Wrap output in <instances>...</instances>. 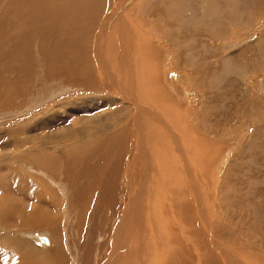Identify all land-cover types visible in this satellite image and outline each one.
<instances>
[{
    "label": "rangeland",
    "instance_id": "1",
    "mask_svg": "<svg viewBox=\"0 0 264 264\" xmlns=\"http://www.w3.org/2000/svg\"><path fill=\"white\" fill-rule=\"evenodd\" d=\"M168 1L171 3H168ZM43 2H54L60 7L63 6L64 9L66 6L67 8L66 11L60 9H51V11L48 10V6L47 8L43 6ZM102 2V0H91V3L95 4H92V7L86 4L82 9L79 8L82 3L81 0H58V2L57 0H44L37 5L35 0H0V167L2 168L0 169V191L3 192L0 197V210L6 207V202L9 203V199L10 201L18 200L17 198L20 200L16 192V195L14 194L13 188L16 189L17 186L20 189L23 188L14 175L8 173L13 166H19L16 162L9 160L10 156L21 152L23 149L38 147L33 146L34 143L37 145L40 142L38 138L41 135H49L51 148L62 149L67 151L66 155L69 154L68 158H61L55 153H52L53 157L49 156L48 165L53 177V188H57L55 186L57 181L54 178L56 174L59 175L60 173L61 176L57 175L58 179H63L62 167L65 162L71 164L73 167L71 169L75 171V180H73L75 181V184H73L75 192L70 183V188L65 194V204H70L71 207L70 214H68L70 221L67 223L62 216L64 221L60 220L61 226L58 225L57 227L55 225V230L58 229L57 233H60H58L59 235L54 233V237L61 244L57 245V254H52L51 264H93V261H90L93 259L87 258V254L77 247L79 239L75 231L79 228L80 212H85L86 222L82 227L84 234L82 242H84V245L79 246L83 247L84 250L90 248L92 256L101 255L106 249L105 242H107L109 228L116 227L114 209L111 207L110 203L112 202L108 197H114V204H112L116 206L120 195L116 191V186L112 185V181L108 178L114 176V172L120 173L114 168V164H117L114 156L118 154L119 149L123 146L122 142L125 146L129 141H125L123 133L121 137L109 133L106 135L89 134L98 127L95 122H89L84 125L82 133L88 135L90 142L86 140L78 146H74L75 148L70 145L74 141H81L79 137H74V131L80 127V124L74 123L77 119L90 116H94V118L101 117L115 107L111 103L106 105L107 107L100 103L101 99L98 98H104V92L100 90L99 93L90 92L92 87L95 86L100 89V84L103 83V79L97 73H104L105 71L102 68V71L96 72L95 65V60H98L100 54H102L106 62L110 63L109 66H106L108 78L103 75L108 83L109 81L110 84L111 82L115 83L116 81L113 79L115 77H117L116 79L119 78L125 84L123 88L126 90L125 92L128 91L130 82L132 85H136L137 88L132 86V97L129 96L130 102L140 104V101L143 100L144 102H141V105L147 110L146 117L149 124L158 122L159 126L155 129L151 126L147 128L142 122L138 124L140 132L138 136L143 139L140 143L148 148L147 155L151 157L152 163L157 164L150 173L148 172L149 180L144 185L149 186L150 194L155 193L159 199H164L167 206L171 199L173 207L169 208L174 213L171 218L177 222L176 227L178 229V232H174L169 228V226L175 225L174 220L168 221L165 219L163 221L159 217V214L164 215L161 207L156 212L155 216L157 217L151 215V213L149 214L147 219L148 230H146L147 233L143 236V239L141 236L137 239H131L135 232L138 233V231L129 232L135 229L134 225L130 224L128 229L125 228L122 233V236H124L127 232L124 239L125 243L138 244L141 247L142 243L145 244V255L142 253L141 257L143 256L146 261H149V264H217L215 263L216 255L211 253V248L202 237L205 230L199 224L198 218L196 217L197 219L195 218L193 221L187 218V213H190L192 218L194 217V210H191L185 201H178V199L183 198H178L181 193L184 196L188 195V189L182 185V182L184 180V184L190 182L191 177V182H197L198 187L200 186V193L203 192L202 195L209 198L207 203H212L208 215L210 214L212 218L215 216L213 219L216 221V238H214L215 241L219 239L216 241L218 244L213 249H218L221 254L223 253L222 255L227 254L230 257H233L232 253L234 252V256L235 254L239 256V253L249 255L250 252L249 256L252 258L253 255L251 254L254 253L257 254L254 257V260L257 261H255L256 264H264V0H183V4H180L181 0H144V2L134 3L130 1L132 7L129 8L131 11L128 10L129 14L126 13L127 15L124 16L129 17L121 18V22L127 21L129 27L133 28L129 33V35H134L132 48L123 54V49H117L112 38L108 40L109 45L106 44L108 48L103 45L105 46L104 53L101 51L98 55L97 53L93 54L95 52L94 48H90V46L92 45V35L95 36L98 33L99 24L102 23V18H99L98 12L94 13L95 9L105 8ZM171 5L173 8H171ZM174 5H177V9ZM110 6H112L111 3ZM135 7L137 8L135 9ZM105 9L110 11L108 8ZM174 9L177 12L180 9V11L183 10L186 13L181 14L179 11L177 14ZM213 10L215 14L211 15L214 12ZM142 11L144 16L140 14ZM160 11L161 13L158 14ZM211 11L213 12L210 14ZM163 14H166L164 18ZM179 14L182 15V18L184 16L186 21L180 18L181 15L176 16L180 23L178 21L174 26L175 22L172 20H176L174 16ZM167 15H172L174 19L169 18L171 22L166 20ZM10 16L14 22L10 19ZM186 16L191 17V20L187 19ZM136 18L137 20L140 19L141 24L139 21V24L136 22ZM208 19L209 21L206 22ZM144 20L146 23L142 22ZM234 20H238L237 23L236 21L234 23ZM165 22H168V24H165ZM137 24L138 26H136ZM94 26L98 31L94 30ZM134 26L136 27L134 28ZM137 27L142 31H139ZM196 27L200 29L197 28L198 30H196ZM146 28L151 30L149 29L150 31L148 30L145 33ZM182 28L186 30L184 29V31ZM134 29L136 30L134 31ZM143 31L144 37L142 36ZM164 31L165 33H163ZM173 31L175 34L171 35ZM136 34L138 35L135 36ZM182 34L186 37L178 38ZM150 37L152 38L150 39ZM144 39H148L149 43L147 41L146 43ZM150 40H153V43ZM137 41L140 42L138 43L139 48H137ZM200 44L201 46H199ZM102 48L100 47L101 50ZM121 55L122 57H120ZM66 61L67 63H65ZM139 61H141L140 64H138ZM89 87L90 90L88 91ZM121 92L115 94L117 100H123L121 96L123 93ZM133 93L139 98L133 96ZM84 100L87 103L85 110L76 102H84ZM124 102L128 106L131 105L129 100H127V103L126 100ZM121 115L115 116L120 118ZM166 124L169 131L164 129L167 128ZM67 130H70L73 136L69 135ZM155 130H157V135H154ZM145 131L146 134H144ZM163 132H169L171 136H166L165 133L162 135ZM30 136L31 138H28ZM175 136H179L182 146L176 147L172 143L176 141ZM131 137L133 138L132 134ZM202 137L204 140L201 139ZM202 140L209 143H204ZM25 142H29V144ZM69 146L72 148L70 151H68L71 149ZM52 151L54 152V150ZM70 154H72V157ZM189 154L191 159L195 158L194 161L190 159ZM42 157V153H34V159L38 161L34 166L43 165L40 162H44L45 158ZM15 159L18 158L15 157ZM168 160L170 163L167 166ZM20 161L22 164L27 162L24 159H20ZM185 164H189V166ZM190 164L192 166L195 164L194 169ZM28 165L32 166V163ZM83 165L88 168L84 170ZM96 165H100V171L109 167L108 173L104 175L105 177L101 174L93 175ZM7 167L8 169H6ZM58 167L59 169H57ZM168 167H172L176 171L169 175L164 173V170H168ZM67 168L70 171V166ZM181 173L184 175L182 176ZM155 174L161 177L156 178ZM78 177H81V179ZM187 177L188 180H186ZM46 181L44 179L42 181L37 180V184L46 187L44 190L49 196L58 197L61 200L58 191L53 190L52 186ZM78 184L79 187H77ZM140 184L143 183L133 185L130 190L131 196L139 194L131 191L140 188ZM194 187L196 189L195 185ZM97 188L100 189L97 190ZM142 191L144 195V190L141 189V193ZM57 202L59 201L57 200ZM36 203H40V201ZM182 203L184 204L182 205ZM22 205L25 207V209L23 208L25 213L22 216L19 215V232L25 240L24 232L28 206L24 203H21ZM36 205V208L40 206L38 209H42V203L39 206ZM51 206L49 209L53 213L61 214L52 203ZM182 206H186V208L184 207L186 210ZM95 208L96 210L93 212L92 209ZM13 215L15 217L17 213H13ZM154 217L156 222L153 221ZM107 219L106 226L103 221L106 223ZM151 219L153 220L151 221ZM167 222L172 223L168 226ZM217 230L223 232L220 231V233ZM37 231L39 229L34 232ZM86 231L89 234L88 236ZM68 232L73 233L74 236L70 238L67 235ZM97 236L100 237L97 238ZM237 242L239 245H237ZM30 243L32 246L37 247L35 257L39 259L40 254H44L40 250L42 247L40 244H47L41 243L36 238H31ZM204 243H206V246ZM240 245L243 248L245 247L243 251L239 249ZM2 247L5 248L2 244L0 252ZM73 247H77L79 253H74L75 248ZM12 249V247L4 249L6 251L4 253L8 256H4L5 261L8 260V252H11ZM125 249L127 250V248ZM110 250L111 247L109 253L106 254L107 259L110 256ZM195 251L199 253V256L195 254ZM61 252L64 256L60 255ZM123 252L125 255L121 256L122 261L120 263L125 261L127 263L125 257L128 255L125 251ZM208 252L211 253V256ZM154 254L155 258L153 257ZM257 256L261 258L260 263L258 262L260 258L257 259ZM195 257L197 260H195ZM102 260L95 263L99 264ZM0 264L2 263L0 262Z\"/></svg>",
    "mask_w": 264,
    "mask_h": 264
},
{
    "label": "bare ground",
    "instance_id": "2",
    "mask_svg": "<svg viewBox=\"0 0 264 264\" xmlns=\"http://www.w3.org/2000/svg\"><path fill=\"white\" fill-rule=\"evenodd\" d=\"M41 1H44V0H35V4L37 5L39 2H41ZM60 1V0H59ZM82 1V3H81V5L79 6V8H82V9H84L83 8V6H85L86 4L88 5H90L91 7H92V4H95V3H91V0H81ZM103 2V6L105 7V8H108L110 11H108L107 9H105V8H102V7H100L99 9H95V12L94 13H97L98 15H99V18H102L101 20H102V23L101 24H99V31L97 30V28H95V26H94V30H97L98 31V33H96L95 34V36L94 35H92V45H93V47H92V45L90 46V48H94L93 50L95 51V52H93V54L94 53H97L98 55L100 54V52L101 51H103V53H104V51H105V46H103V45H106V44H108V40H110V39H112L113 38V42H115L116 43V46H117V49H123L122 50V52H123V54H125L126 52H128V50L129 49H131L132 48V46H133V38H134V35H132V34H130L129 35V33H130V30H133V28L131 29L130 27H129V25H128V23L129 22H127V21H125V22H121V18H128L127 16L126 17H124L125 15H127L126 13H128L129 11H131V9L129 8V7H132V5L130 4V1H131V3L133 2H141V1H143L144 2V0H102ZM171 1V0H170ZM188 1V0H187ZM57 2H58V0H57ZM142 2V3H143ZM183 2V0H181V3L180 4H183L182 3ZM110 3L112 4V6H110L109 7V5H110ZM168 3H171V2H169L168 1ZM189 3V2H188ZM232 3V2H231ZM43 4V6L44 7H46L47 8V6L49 7L48 8V10H51V9H56V10H63V11H66L65 9L67 8V6H66V8L64 9L63 8V6L62 7H60L57 3H54V2H51V3H45V2H43L42 3ZM136 4V3H135ZM134 4V5H135ZM186 4H187V2H186ZM36 5H34V6H36ZM61 5V4H60ZM64 5V4H63ZM134 5H133V7H134ZM140 5V4H139ZM167 5V4H166ZM228 5H230V4H228ZM238 5V4H237ZM28 6V5H27ZM33 6V5H32ZM137 6H138V4H137ZM174 6H176V9H177V5H174ZM2 7V6H1ZM213 7H215L214 5H213ZM213 7H211V8H213ZM223 7V6H222ZM137 7H135V9H136ZM165 8V7H164ZM171 8H173V6L171 5ZM191 8V7H190ZM194 8V7H193ZM218 8V7H217ZM26 9V8H25ZM105 9V10H104ZM134 9V10H135ZM166 9V8H165ZM176 9H174L175 11H176ZM214 9V8H213ZM219 9V8H218ZM104 10V13L102 12ZM129 10V11H128ZM210 10V9H209ZM215 10V9H214ZM213 10V11H214ZM34 11V10H33ZM52 11V10H51ZM159 11V10H158ZM180 11V9H178V12ZM182 11V12H181ZM180 11V13L181 14H183V13H186V11L185 12H183V10H181ZM213 11H211L210 12V14L213 12ZM219 11H220V9H219ZM30 12V11H29ZM54 12V11H53ZM56 12V11H55ZM58 12V11H57ZM115 14H114V13ZM147 12V11H146ZM172 13H173V11H171ZM177 12V11H176ZM178 12H177V14H178ZM226 12V11H225ZM234 12V11H233ZM60 13V12H59ZM68 13V12H67ZM113 13V14H112ZM131 13V12H130ZM132 13H134V12H132ZM142 13H144L143 11L140 13V14H142ZM159 13H161V11L160 12H158V14ZM236 13V12H235ZM235 13H234V15H235ZM48 14V13H47ZM129 14V13H128ZM135 14H137V13H135ZM167 14H168V12H167ZM171 14V13H170ZM169 14V15H170ZM181 14H179V15H175L174 16V18H176V20H177V17L178 16H180ZM188 14H191V13H188ZM213 14H215V11L211 14V15H213ZM227 14V13H226ZM232 14V13H231ZM57 15V14H56ZM143 16H144V14H142ZM166 14H163L162 16H163V18H164V16H165ZM172 15H174V13L172 14ZM171 15V16H172ZM186 15V14H185ZM135 16H137V15H135ZM159 16V15H158ZM161 16V15H160ZM171 16H168L167 15V18H166V20H171L172 18H173V16L171 17ZM177 16V17H176ZM199 16V15H198ZM138 17V16H137ZM140 17H141V15H140ZM187 17V16H186ZM195 17H196V15H195ZM15 18V17H14ZM48 18H49V16H48ZM69 18V17H68ZM134 15H133V20H134ZM146 18V17H145ZM144 18V19H145ZM150 18V17H149ZM159 18V17H158ZM169 18H171V19H169ZM173 18V19H174ZM180 18H182V15L180 16ZM179 18V19H180ZM191 17H187V19H190ZM200 18H202V17H200ZM223 18V17H222ZM244 18V17H243ZM10 19H12L13 20V18L10 16ZM16 19V18H15ZM31 19V18H30ZM35 19V18H34ZM183 20H185L186 21V19H184V16H183V18H182ZM194 19V18H193ZM203 19V18H202ZM201 19V20H202ZM206 19V18H205ZM228 19V18H227ZM245 19V18H244ZM48 20V19H47ZM101 20H99V21H101ZM126 20H128V19H126ZM136 20H137V18H136ZM141 20H142V18H141ZM161 20V19H160ZM163 20V19H162ZM175 20V19H174ZM172 20L173 22H175V25L174 26H176V24H177V22L179 21V20ZM182 20V22H184ZM191 20V19H190ZM200 20V19H199ZM226 20V19H225ZM233 20V19H232ZM11 21V20H10ZM76 21V20H75ZM86 21V20H85ZM131 21V20H130ZM138 21H139V23H140V19L139 20H137L136 22L138 23ZM193 21V20H192ZM209 21V19L208 20H206V22H208ZM231 21V20H230ZM235 21L236 20H234V23H235ZM238 21V20H237ZM237 21H236V23H237ZM13 22H14V20H13ZM142 22H145V20L144 21H142ZM156 22H158V21H156ZM171 22V21H170ZM35 23H37L36 21H35ZM41 23V22H40ZM131 23V22H130ZM138 23V24H139ZM146 23V22H145ZM164 23V22H163ZM178 23H180V21L178 22ZM198 23V22H197ZM216 23V22H215ZM31 24V23H30ZM134 24H136V23H134ZM133 24V25H134ZM138 24L136 25V26H138ZM141 24V23H140ZM165 24H168V22L166 23L165 22ZM172 24H174V23H172ZM184 24H188V23H184ZM202 24V23H201ZM200 24V25H201ZM221 24V23H220ZM226 24H227V22H226ZM240 24V23H239ZM33 25V24H32ZM35 25V24H34ZM38 25V24H37ZM147 25V24H146ZM145 25V26H146ZM160 25V24H159ZM158 25V26H159ZM180 25V24H179ZM182 26H184L183 24H181ZM189 25V24H188ZM136 26H134V28L136 27ZM169 26V25H168ZM167 26V27H168ZM173 26V25H172ZM181 26V27H182ZM199 26V25H198ZM140 27V26H139ZM163 27H165V26H163ZM167 27H165V28H167ZM178 27H180V26H178ZM185 27V26H184ZM190 27H192L191 25H190ZM221 27V26H220ZM148 28V27H147ZM146 28V32L145 33H147L148 32V30L150 29H147ZM169 28H171V27H169ZM177 28V27H176ZM195 28V26L193 27V29ZM197 28H199V27H196V30H198ZM215 28V27H214ZM224 28V27H223ZM137 29L139 30V31H142V30H140L138 27H137ZM145 29V28H144ZM162 29V28H161ZM164 29V28H163ZM183 29V28H182ZM185 29V28H184ZM183 29V30H184ZM186 29H188V27H186ZM185 29V30H186ZM200 29V28H199ZM209 29H211V28H209ZM136 29H134V31H135ZM151 30V29H150ZM149 30V31H150ZM154 30H156V29H154ZM178 30V29H177ZM184 30V31H185ZM18 31V30H17ZM71 31V30H70ZM138 31V32H139ZM145 31V30H144ZM144 31L142 32V36L144 35ZM157 31V30H156ZM166 31H167V29H166ZM180 31V30H179ZM183 31V32H184ZM189 32H190V30H188ZM204 31V30H203ZM215 31V30H214ZM252 31V30H251ZM5 32V31H4ZM16 32V31H15ZM193 32V31H192ZM206 32V31H205ZM243 32V31H242ZM245 32V31H244ZM17 33V32H16ZM134 33V32H133ZM152 33H154V32H152ZM162 33V32H161ZM163 33H165V31L163 32ZM167 33H168V31H167ZM201 33H202V31H201ZM204 33V32H203ZM209 33V32H208ZM77 34V33H76ZM141 34V33H140ZM139 34V35H140ZM149 34H151L150 32H149ZM172 34H175L174 33V31H173V33H171V35ZM184 34V33H183ZM183 34H182V36L181 37H178V38H182V37H184L183 36ZM220 34V33H219ZM231 34H233V33H231ZM239 34V33H238ZM249 34V33H248ZM78 35V34H77ZM138 34H136L135 36H137ZM147 35V34H146ZM167 35V34H166ZM165 35V36H166ZM178 35H179V33H178ZM185 35V34H184ZM214 35V34H213ZM227 35V34H226ZM19 36V35H18ZM141 36V35H140ZM141 36V37H142ZM194 36V35H193ZM195 36H196V34H195ZM197 36H198V34H197ZM236 36H237V34H236ZM23 37V36H22ZM72 37H73V35H72ZM71 37V38H72ZM78 37V36H77ZM144 37V36H143ZM156 37V36H155ZM154 37V38H155ZM166 37H168V36H166ZM176 37V38H177ZM186 37V36H185ZM184 37V38H185ZM200 37V36H199ZM219 37V36H218ZM147 38V37H146ZM149 38V37H148ZM152 37H150V39H151ZM159 38V37H158ZM226 38V37H225ZM229 38V37H228ZM235 38V37H234ZM239 38V37H238ZM19 39V38H18ZM156 39V38H155ZM187 39V38H186ZM145 40V39H144ZM148 40V39H147ZM147 40H145V42L147 41ZM181 40V39H180ZM185 40V39H184ZM183 40V41H184ZM235 40V39H234ZM240 40V39H239ZM254 40V39H253ZM141 41H143V40H141ZM151 42L153 41V40H150ZM157 41V40H156ZM159 41V40H158ZM186 41V40H185ZM236 41V40H235ZM148 42V41H147ZM146 42V43H147ZM194 42V41H193ZM114 43V44H115ZM135 43H136V41H135ZM138 43H140L139 41H137V48H139L140 46H139V44ZM149 43V42H148ZM153 43V42H152ZM155 43H157V42H155ZM180 43V42H179ZM183 44V43H182ZM187 44V43H186ZM109 45V44H108ZM141 45V44H140ZM147 45V44H146ZM157 45V44H156ZM189 45V44H188ZM191 45V44H190ZM254 45H256V44H254ZM145 46V45H144ZM143 46V47H144ZM148 46H149V44H148ZM157 46H159V45H157ZM199 46H201V44L199 45ZM198 46V47H199ZM100 47H103L102 48V50L100 49ZM106 47H107V45H106ZM108 48V47H107ZM106 48V49H107ZM160 48V47H159ZM259 48V47H258ZM116 49V48H115ZM155 49H156V47H155ZM92 50V51H93ZM108 50V49H107ZM146 50H147V46H146ZM258 50V49H257ZM157 51V50H156ZM232 51V50H231ZM141 52V51H140ZM144 52V51H143ZM233 52H234V49H233ZM154 53V52H153ZM159 53V52H158ZM160 53H161V50H160ZM137 54V53H136ZM156 54V53H155ZM107 55V54H106ZM109 55V54H108ZM120 55V54H119ZM118 55V56H119ZM145 56V55H144ZM236 56V55H235ZM255 56V55H254ZM84 57V56H83ZM116 57V56H115ZM120 57H122V55L120 56ZM127 57V56H126ZM132 57H133V55H132ZM146 57V56H145ZM161 57V56H160ZM110 58V57H109ZM140 58L142 59V57L140 56ZM95 59V58H94ZM140 59V60H141ZM246 59V58H245ZM118 60H119V57H118ZM144 60V59H143ZM234 61H235V58H234ZM245 61V60H244ZM95 65H96V72L97 71H102V68H103V70L105 71L104 73H101V72H98L97 74L98 75H100L101 76V78L103 79V83H101L100 84V89L99 88H97V86H95V87H92V89L90 90V87H89V89H88V91L90 90V92L91 91H94L95 93H97L99 90L100 91H102V92H104L105 93V97L104 98H98V99H101V101H100V103L101 104H104V106H106V105H108V104H110L111 103V105L113 104L115 107H114V109H112L109 113H107L106 115H104V116H101V117H96V118H94V116H90V117H82V118H80V119H77V121L76 122H74V123H76V124H80V127H78V128H76V132L74 131V137H79L80 139H81V141H74V143H72V144H70V145H72L73 147L74 146H78V144H80V143H82V142H85L86 140L87 141H89L90 142V138L89 137H87L85 134H83L82 133V131H83V129H84V125L86 124V123H89V122H95L97 125H98V127H96L92 132H90L89 134H95V135H102V134H110V135H118L119 137H121V135H122V133H123V135H124V139H125V141H129L128 143H127V145H125L124 146V142H122L123 143V146L119 149V152H118V154H115V159H116V162H117V164H114L115 165V169H117L120 173H117V172H114L115 173V175L113 176H109V178L108 179H110L111 181H112V185H115L116 187V191L117 192H119V200H118V204H116V206L115 205H113L114 204V197H108V199L113 203H110L111 204V207H113V209H114V214H115V216H114V219H115V222H116V227L114 228V227H111V228H109V231H108V234H107V239H106V241L107 242H105L106 243V249L104 250V252L101 254V255H98V256H92L91 255V249L90 248H88V249H86V250H84L83 249V247H80L79 245H84V242H82V239H84V234H83V232H82V227H83V225H84V223L86 222V217H85V212H80V214H79V228H77L78 230L77 231H75V232H77L76 234H77V238L79 239V242L77 243V245H75V246H77L78 248H80V250L82 251V252H85V254H87V258H91V259H93V260H90V261H93V264H96L95 262L96 261H99V260H102V261H100V263L99 264H145L146 262H147V264H149V261H146L145 259H144V257L142 256L141 257V255H142V253H143V255H145V249H146V247H145V244L143 245V243L141 244L142 245V247H145V248H142L141 246H139L138 244H133V245H131V243L129 244H127V243H125V241H124V239H125V237H126V233H125V235L124 236H122V233L124 232V229L126 228V229H128V227H129V225L130 224H132V225H134L135 226V229H133V230H130L129 232H135V231H138V233L137 232H135L134 234H133V236H132V238L131 239H137V238H139V236H141L142 237V239H143V236L147 233V231L146 230H148L147 229V219H148V216H149V214L151 213V215H153V216H155L156 215V212H157V210L158 209H160L161 207L163 208V213H164V215L163 214H159V211H158V214H159V217L164 221L165 219H167L168 221H172V220H174V219H172L171 217H172V214H174L173 212H172V210H170L171 208H169V207H173L172 205V202H171V199H170V201H169V203H168V206L166 205V203H165V200L164 199H159V197H157L156 196V194L154 193V194H150V191H149V186H146V185H144L145 184V182L146 181H148L149 180V178H148V172L150 173V171L152 170V168L154 167V166H156L157 164L154 162V164L152 163V161L150 160L151 159V157H149L148 155H147V150H148V148L146 147V146H144L143 145V143H140V142H142L143 141V139H142V137H139L138 136V133H140L139 132V130H138V124L140 123V122H142V123H144L145 124V126L148 128V127H152V128H156L157 126H159L156 122H153V123H151V124H149V122H148V118L146 117V115H147V110H145L144 108H143V106L141 105L144 101L142 100V101H140V104H134V103H132V101L130 102V97L129 96H131L132 97V90H133V88H132V86L133 87H135V88H137L136 87V85H132V83L130 82V85H129V87H128V91L127 92H125L126 90H124L123 88H124V86H125V84H124V82L122 81H120V79L118 78V79H116L117 77H115V79H113L114 81H116L115 83L114 82H111V84H110V81H109V83H108V80H106V78L104 77V76H106L107 78H108V76H107V74H108V72H106V66H109L110 65V63H108V62H106V60L104 59V57H103V55L102 54H100V56H99V59L98 60H95ZM114 62V61H113ZM140 62L141 61H139V63L138 64H140ZM143 62V61H142ZM242 62V61H241ZM65 63H67V61L65 62ZM84 63V62H83ZM122 63V62H121ZM236 63V62H235ZM238 63H239V61H238ZM237 63V64H238ZM254 63V62H253ZM118 64V63H117ZM145 64V63H144ZM147 64V63H146ZM236 64V65H237ZM246 64H248L247 62H246ZM245 64V65H246ZM119 65V64H118ZM242 65V64H241ZM102 66H104V67H102ZM239 66V65H238ZM247 66V65H246ZM231 67V66H230ZM250 67H252V66H250ZM110 68V67H109ZM137 68H138V66H137ZM152 68V67H151ZM248 68V67H247ZM253 68V67H252ZM90 69V68H89ZM119 70V69H118ZM117 70V71H118ZM128 70V69H127ZM131 70V69H130ZM254 70V69H253ZM133 71V70H132ZM91 72V71H90ZM116 72V71H115ZM122 72H123V70H122ZM231 72V71H230ZM117 73V72H116ZM115 73V74H116ZM104 75V76H103ZM125 75V74H124ZM110 76V75H109ZM112 76V75H111ZM123 76V75H122ZM127 76V75H126ZM125 76V77H126ZM99 78V77H98ZM101 78H100V80H101ZM121 78V77H120ZM132 78V77H131ZM130 78V79H131ZM124 79V78H123ZM130 79H129V81H130ZM223 79V78H222ZM159 80V79H158ZM260 80V79H259ZM127 81V80H126ZM128 81V82H129ZM132 81V80H131ZM133 82V81H132ZM136 82V81H135ZM262 83V82H261ZM129 84V83H128ZM135 90V89H134ZM99 91V92H100ZM120 91H122L121 93H123V94H121V96H122V98H123V100L121 101V100H117L116 98H115V94L116 93H118V94H120ZM98 92V93H99ZM134 92V91H133ZM136 92V91H135ZM144 92V91H143ZM92 93V92H91ZM90 94V93H89ZM88 94V95H89ZM152 94V93H151ZM101 95H103V94H101ZM135 94L133 93V96H134ZM83 96V95H82ZM90 96H93V95H90ZM136 96V95H135ZM155 96V95H154ZM169 96V95H168ZM89 97V96H88ZM117 97V96H116ZM137 97V96H136ZM96 99H97V96L95 97ZM114 98H115V100H114ZM135 98V97H134ZM137 98H139V97H137ZM164 98V97H163ZM169 98H170V96H169ZM172 98V97H171ZM78 100H81V99H78ZM126 100V103H127V100H129V102L131 103V105L130 106H128V105H126V104H124L125 101ZM141 100V99H140ZM167 100V99H166ZM78 104H80V106L81 107H83L84 108V110H85V108H87L86 107V102H85V100H84V102H80V101H76ZM95 102V101H94ZM142 102V103H141ZM137 103V102H136ZM90 106V105H89ZM151 106V105H150ZM158 106V105H157ZM107 107V106H106ZM108 107H110V106H108ZM255 107V106H254ZM135 108H136V110H135ZM76 110V109H75ZM133 110V111H132ZM105 111H106V109H105ZM73 112V111H72ZM104 112V111H103ZM118 114H122L121 116H120V118H117L115 115H118ZM97 115V114H96ZM5 116V115H4ZM9 116V115H8ZM53 116V115H52ZM240 118V117H239ZM48 119V118H47ZM44 120H46V119H44ZM99 123H98V122ZM243 122V121H242ZM20 123H22V122H20ZM101 123V124H100ZM171 123V122H170ZM27 124V123H26ZM235 124H238V123H235ZM257 124V123H256ZM74 125V124H73ZM166 126H167V124H166ZM28 127V126H27ZM257 127V126H256ZM262 127H263V125H262ZM172 128V127H171ZM258 128V127H257ZM68 129V128H67ZM87 129V128H86ZM133 129V130H132ZM135 129H136V131H138V132H136L135 131ZM165 130H168L169 131V128H168V126H167V128H164ZM256 129V128H255ZM254 129V130H255ZM259 129V128H258ZM141 130H142V128H141ZM144 130V129H143ZM153 130V129H152ZM161 130V129H160ZM159 130V131H160ZM68 131V133H69V135H72L73 136V134L71 133V131L70 130H67ZM156 132H154V135H157V130H155ZM65 132V131H64ZM88 132V131H87ZM171 132H172V130H171ZM48 133H50V132H48ZM153 133V132H152ZM156 133V134H155ZM165 133V134H164ZM189 133V132H188ZM131 134H132V136H133V138L131 137ZM144 134H146V131L144 132ZM149 134V133H148ZM166 135V136H171L170 134H169V132H163L162 133V135ZM154 135H153V137H154ZM201 135V134H200ZM206 136V135H205ZM14 137V136H13ZM17 137V136H16ZM59 137H61V136H59ZM198 137H200V136H198ZM28 138H31V136L30 137H28ZM38 138V137H37ZM110 138V137H109ZM144 138V137H143ZM145 138H146V136H145ZM209 138V137H208ZM211 138V137H210ZM39 141L40 142H38V144L36 145L35 143L33 144V146L35 145V146H38V147H32L31 149H27V150H25V149H23L21 152H19V153H15V154H12L11 156H10V159L9 160H11V161H13V162H16L19 166H11L12 168H11V171L10 172H8V173H12L13 175H14V177H15V179L23 186V188L22 189H20L17 185H15V186H17V188L16 189H14L13 188V191H14V194H15V192H16V194L20 197V200H19V198H17L18 200H13V201H10V199H9V203H7L6 201V207H4V208H1V210H0V246L3 244L4 246H5V248L6 247H12L13 249L11 250V252L9 251L8 252V254H9V258H8V260L7 261H5L6 259H4V256H7V254H5L4 253V247H2V251L0 252V262L2 263V264H45V263H47V264H51V259H52V254L53 253H55V254H57V250H58V244H61L60 243V241L59 240H57L56 239V237H54V233H57V230H55V225H57V227H58V225H60L61 226V222H60V220L63 222L64 220H66L67 221V223H68V221H70V218L68 217V214H70L69 212L71 211V207H70V204H65V200H66V197H65V194H66V192L68 191V189L70 188V183H71V186L73 187V191L75 192V189H74V185L73 184H75V181H73V180H75V171L74 170H72L71 168H73L72 166H71V164H66V162H65V164L63 165V170H62V175L63 176H65V177H63L62 176V178L63 179H58V176H61V174L59 173V175L58 174H56L55 176H54V178L56 179V185L55 186H57V188H53V186H52V180H53V177H52V173H51V170H50V167H49V163H48V161H49V156H51V157H53L52 156V153H55V154H57L59 157H61V158H64V157H67L68 158V155L69 154H67L66 155V152L67 151H63L62 149L60 150H57L54 146H52V147H54V148H51L50 147V145H49V140L51 139L50 138V136L49 135H41L39 138ZM99 139V138H98ZM114 139V138H113ZM154 139V138H153ZM175 139H176V141L175 142H172V143H174L175 145H176V147H180V146H182V141H181V139L179 138V136L178 137H176L175 136ZM201 139H203L204 140V138L202 137ZM20 140H23V139H20ZM19 140V141H20ZM33 140V139H32ZM37 140V139H36ZM93 140V139H92ZM96 140V139H95ZM100 140H102V138H100ZM110 140V139H109ZM202 140V141H203ZM206 140V139H205ZM214 140V139H213ZM213 140H211V141H213ZM234 140V139H233ZM18 141V140H17ZM59 141V140H58ZM71 141V140H70ZM208 141H209V139H208ZM208 141H206V142H208ZM236 141H238L237 139H236ZM99 142V141H98ZM117 142V141H116ZM204 143H206L205 141H203ZM213 142H215V141H213ZM212 142V143H213ZM246 142V141H245ZM21 143V142H20ZM25 143H28L29 144V142H25ZM24 143V144H25ZM88 143V142H87ZM209 143V142H208ZM208 143H207V146H208ZM216 143V142H215ZM22 144V143H21ZM84 144H86V143H84ZM83 144V145H84ZM145 144V143H144ZM146 144H147V142H146ZM184 144V143H183ZM143 145V146H142ZM175 145H173V146H175ZM26 146V145H25ZM116 146V145H115ZM148 146H149V144H148ZM211 146V145H210ZM18 147V146H17ZM31 147V146H30ZM70 147V146H69ZM68 147V148H69ZM117 147V146H116ZM209 147V146H208ZM237 147H239L238 145H237ZM10 148V147H9ZM24 148H26V147H24ZM67 148V149H68ZM71 148V147H70ZM75 148V147H74ZM113 148V147H112ZM244 148V147H243ZM211 149V148H210ZM52 150H54V152L52 151ZM70 150H72V148L71 149H69L68 151H70ZM75 151V150H74ZM83 151V150H82ZM229 151V150H228ZM12 152V151H11ZM37 152H40V154L42 153V155H43V157L45 158V160H44V162H40L41 164H43V165H35L34 166V164H37L36 162H38L36 159H34V153H37ZM84 152H85V150H84ZM5 153H7V152H5ZM70 153V152H69ZM73 154V153H72ZM72 154H70V156L72 157ZM57 156V157H58ZM69 156V157H70ZM189 156H190V154H189ZM15 157H17L18 159H15ZM42 157V158H43ZM76 158V157H75ZM107 158H108V156H107ZM146 158V159H145ZM4 159V158H3ZM20 159H24V160H27V162H24L23 164H22V162L20 161ZM79 159V158H78ZM190 159H191V156H190ZM6 160H7V158H6ZM192 161H194L195 160V158H193V159H191ZM231 160V159H230ZM5 161V160H4ZM77 161V160H76ZM51 162V161H50ZM73 162V161H72ZM10 163V162H9ZM29 163H32V166L31 165H28ZM169 163H170V161L168 160V162H167V166L169 165ZM6 164V163H5ZM53 164V163H52ZM259 164V163H258ZM10 165V164H9ZM13 165V164H12ZM82 165V164H81ZM185 165H187V166H189V164H185ZM191 165V164H190ZM195 164H193V166H194ZM215 165V164H214ZM8 166V165H7ZM34 166V167H33ZM48 166V167H47ZM59 166V165H58ZM68 166H70V171L69 170H67L68 168ZM192 166V165H191ZM193 166H192V169H194L193 168ZM256 166V165H255ZM3 167V166H2ZM5 167H6V165H5ZM60 167V166H59ZM59 167L57 168V169H59ZM81 167V166H80ZM83 168H84V170L86 169V168H88V167H85L84 165L82 166ZM81 167V168H82ZM56 168V167H55ZM95 168V170H94V172H93V175H96V174H98V175H102L103 177H105L104 175H106L107 173H108V169H109V167H107V168H105L103 171H100V165L99 166H95L94 167ZM0 169H2L1 167H0ZM6 169H8V167L6 168ZM61 171V170H60ZM105 171V172H104ZM176 171V170H175ZM174 171V169L172 168V167H168V170H164V173H166V174H172V172H175ZM83 173V172H82ZM182 174V176L184 175L183 173H181ZM225 174V173H224ZM58 175V176H57ZM93 175H91V176H93ZM222 175V174H221ZM12 176V175H11ZM116 176V177H115ZM115 177V178H114ZM155 177L156 178H158V177H161L160 175H157V174H155ZM181 177V176H180ZM180 177H178V178H180ZM78 178H80L81 179V177H78ZM114 178V179H113ZM47 180L48 181V183H49V185L50 186H52V189L53 190H57L58 191V194L60 195V197H61V200L57 197V198H54V197H51V196H49L48 194H47V192H46V190H44V189H46V187H43V186H40V185H38L37 184V180ZM70 179V180H69ZM124 179H125V181H124ZM127 179H129L128 181H127ZM182 179V178H181ZM183 179H184V177H183ZM182 179V180H183ZM73 182H72V181ZM79 180V179H78ZM186 180H188V177L186 178ZM191 177H190V182H187V183H185L184 184V182H185V180L182 182V185L183 186H185V188L186 189H188V191H187V193H188V195H186V196H184L182 193L178 196V198H182V199H178L177 197H175L176 199H178V201H182L183 200V202L185 201L188 205H189V208L191 209V210H194L193 211V214H194V217L192 218V216L190 215V213H187V218L190 220V221H193V219L195 220V218L197 217L198 218V221H199V224H201L202 226H203V228H204V230H205V234L202 236L203 237V239H204V241L209 245V247L211 248V253H213V254H215L216 255V257H215V260H216V262L215 263H217V264H256V260H254V257H256V255L257 254H254V253H252L251 255H253L252 256V258H250V252H249V255H242V254H240L239 253V256H236V254H235V256H234V253H232L233 255V257H230L229 255H222L221 253H220V251L218 250V249H213L214 248V246H216L218 243L216 242L217 240H219V239H217L216 241H215V223H216V221H215V219H213L212 217H210V214L208 215V213H209V211H210V208L212 207V203L210 204H208L207 202H209V198H206V197H204L202 194H203V192L202 193H200V190H199V187H198V184H197V182H191ZM46 181V182H47ZM16 182V181H15ZM0 183H1V180H0ZM39 183V182H38ZM139 183H143V184H140L139 185V187L142 189V190H144V195H143V191H142V193H141V189L140 188H137V189H133L131 192H133L134 193V191H135V193H139V194H136L135 196H131L130 195V190L133 188V185H135V184H139ZM150 183V182H149ZM53 184H54V182H53ZM173 185V184H172ZM194 185L196 186V189H195V187H194ZM54 186V187H55ZM146 186V187H145ZM171 186V185H170ZM48 187V186H47ZM77 187H79V184H78V186ZM136 187V186H135ZM191 187H193L195 190H197V191H195L193 188H191ZM50 189V188H49ZM98 189H100V188H97V190ZM175 189V188H174ZM11 192V191H10ZM167 192V191H166ZM170 192H171V189H170ZM3 192L2 191H0V197H1V195H3L2 194ZM43 193H44V195H43ZM141 193V194H140ZM15 194V195H16ZM75 194V193H74ZM117 194V193H116ZM168 194H170V193H168ZM105 195H106V193H105ZM178 195V194H177ZM209 195V194H208ZM6 196V195H5ZM114 196V195H113ZM3 197V196H2ZM10 198H11V196H9ZM115 197H116V195H115ZM5 198V197H4ZM4 198H2V199H4ZM13 198H16V197H13ZM117 198V197H116ZM171 198V197H170ZM173 198V197H172ZM7 199V198H6ZM212 199V198H211ZM57 200L59 201V202H57ZM168 200V199H167ZM25 201V202H24ZM39 202L40 201V203H42V209H38L40 206H39V204L40 203H36V202ZM100 201V200H99ZM1 202V201H0ZM72 202V201H71ZM116 202V201H115ZM174 202V201H173ZM3 203V202H2ZM21 203H24V205H27L28 206V210H27V212H26V226H25V232H24V235H25V240L23 239V237L22 236H20V232H19V229H20V219H19V215L20 216H22V215H24V209H25V207L22 205L21 206ZM51 203L56 207V209L58 210V211H60L61 212V214L59 213V214H56V213H53L50 209H49V207H52L51 206ZM73 203V202H72ZM117 203V202H116ZM36 204H38V208H36L35 206H37ZM103 205H104V202L102 203ZM106 204V203H105ZM175 204V203H174ZM179 204V203H178ZM184 203H182V205H183ZM221 204V203H220ZM149 205V206H148ZM180 205H181V203H180ZM239 205V204H238ZM76 206V205H75ZM74 206V207H75ZM97 206H98V204H97ZM106 206H107V204H106ZM73 207V206H72ZM110 207V206H109ZM177 207V206H176ZM185 208H186V206H184ZM183 206H182V208H184ZM188 207V206H187ZM24 208V209H23ZM107 208V207H106ZM184 208V209H185ZM189 208H187V210H189ZM23 209V210H22ZM37 209V210H36ZM109 209V208H108ZM66 210V211H65ZM91 210V209H90ZM93 210V212H94V210H96V208L95 209H92ZM186 210V209H185ZM190 210V211H191ZM220 210V209H219ZM222 210V209H221ZM73 211V210H72ZM110 211H112L111 209H110ZM109 211V212H110ZM74 212H75V210H74ZM160 212H161V210H160ZM183 212V211H182ZM221 212V211H220ZM13 213H17V215L14 217V215H13ZM236 214V213H235ZM239 214H240V212H239ZM246 214V213H245ZM113 215V214H112ZM62 216H63V218H64V220H62ZM103 216H104V214H103ZM111 216V215H110ZM152 216V217H153ZM237 216V215H236ZM11 217H13V218H16V219H13V218H11ZM105 217V216H104ZM155 217H157V216H155ZM155 217H154V220L153 219H151V221L153 220V221H155L156 222V220H155ZM162 217H164V218H162ZM196 218V219H197ZM8 219L11 221V223H9L8 222ZM105 220V219H104ZM150 220V219H149ZM71 221H72V219H71ZM150 221V223H152ZM175 221V220H174ZM218 222L220 221V220H217ZM104 222V224H106V226H107V222H108V219L106 220V223H105V221H103ZM115 222H114V224H115ZM224 222V221H223ZM65 223V222H64ZM66 223V224H67ZM168 223V226L169 225H171V223H169V222H167ZM175 223V225L174 226H169V228H171L174 232H178L177 230V227H176V221L174 222ZM192 223H194V222H192ZM198 223V222H197ZM221 223V222H220ZM155 224V223H154ZM153 224V225H154ZM157 224V223H156ZM259 224V223H258ZM150 225H152V224H150ZM221 225V224H220ZM260 225V224H259ZM67 226V225H66ZM105 226V227H106ZM199 226V225H198ZM222 226V225H221ZM104 227V226H103ZM133 227V226H132ZM152 227V226H151ZM255 227H256V225H255ZM152 228H154V227H152ZM151 228V229H152ZM217 228V227H216ZM221 228V227H220ZM36 229H39V231H37V232H34ZM156 230H158V229H156ZM66 231V230H65ZM89 231V230H88ZM152 231V230H151ZM217 231H219V230H217ZM221 232H223L222 230H220ZM219 231V232H220ZM220 232V233H221ZM58 233H60V232H58ZM57 233V235H59ZM70 232H68V236L71 238V237H73L74 236V234L72 233H70ZM91 233V232H90ZM153 233H154V231H153ZM218 233V232H217ZM226 233V232H225ZM237 233V232H236ZM236 233H234V234H236ZM86 234H87V231H86ZM227 234V233H226ZM233 234V233H232ZM67 235H65V236H67ZM89 234H87V236H88ZM176 235V234H175ZM202 235V234H201ZM64 236V235H63ZM128 236V235H127ZM160 236V235H159ZM220 236V235H219ZM218 236V237H219ZM237 236H239V235H237ZM100 236H97V238H99ZM128 237H130V236H128ZM146 237V236H145ZM215 237V238H214ZM217 237V238H218ZM228 237V236H227ZM235 237V236H234ZM31 238H36V239H38L39 241H41V243H44V244H47V245H42V244H40L42 247H41V251L42 252H44V254H40V256L42 257H40L39 259L37 258V257H35L36 255V250H37V247H35L34 245L32 246L31 245V243H30V241H31ZM30 239V240H29ZM74 239V238H73ZM130 239V238H129ZM128 239V240H129ZM177 239V238H176ZM237 239V238H236ZM232 240V239H231ZM238 240V239H237ZM236 240V241H237ZM130 241V240H129ZM132 241V240H131ZM138 242V241H137ZM238 242H241V241H238ZM238 242H237V245H239L238 244ZM136 243V242H135ZM206 243H204V245L206 244ZM228 244H230L231 243V241H230V243L229 242H227ZM71 246H73L72 244H71ZM206 246V245H205ZM232 246V245H231ZM241 246V245H240ZM245 246V245H244ZM75 248V247H73V248H75L73 251H74V253H76V252H78L79 253V249L78 248ZM111 247V250H110V256H109V258L107 259L106 258V254H108L109 253V248ZM234 248H235V246H233ZM4 248V249H3ZM47 248V249H46ZM50 248V249H49ZM125 248H127V250L125 249ZM196 248V247H195ZM228 248H230V247H228ZM228 248H226V249H228ZM233 248V249H234ZM237 248V247H236ZM245 248V247H244ZM243 246H241L239 249H241V251H243ZM251 250H254V249H251ZM123 251H125V253H126V255H128L127 257H125L126 258V260H127V263H126V261L125 262H122V263H120L122 260L120 259L121 258V256L122 255H125L124 254V252ZM194 251V250H193ZM245 251V250H244ZM258 251V250H257ZM6 252V251H5ZM156 252V251H155ZM247 252V251H246ZM245 252V253H246ZM247 252V253H248ZM203 253H205V252H203ZM211 253L210 252H208V254H210V256H211ZM264 253V252H263ZM84 254V255H85ZM112 254L114 255L113 257H112ZM156 254V253H155ZM155 254H154V258H155ZM195 254H197L198 256H199V253L198 252H196L195 251ZM206 254V253H205ZM228 254H230L229 252H228ZM244 254V253H243ZM37 255H39V254H37ZM60 255L61 256H64L63 254H62V252L60 253ZM196 255V257H198ZM207 255V254H206ZM231 255V254H230ZM261 255H263V254H261ZM83 256V255H82ZM8 257V256H7ZM56 257H57V255H56ZM60 257V256H59ZM85 257H86V255H85ZM102 257V258H101ZM123 257V256H122ZM146 257V256H145ZM195 257V258H196ZM258 258L257 259H259L260 258V256H257ZM83 258H84V256H83ZM99 258H101V259H99ZM193 258V257H192ZM199 259H201L200 257H198ZM264 258V257H263ZM147 259V258H146ZM81 260H83V259H81ZM195 260H197V258L195 259ZM260 260H261V258L259 259V263H260ZM152 261H153V258H152ZM190 261V260H189ZM256 261V262H255ZM85 262V261H84ZM89 262V261H88ZM138 262V263H137ZM197 262V261H196ZM200 262V261H199ZM92 263V262H91ZM194 263V262H193Z\"/></svg>",
    "mask_w": 264,
    "mask_h": 264
}]
</instances>
